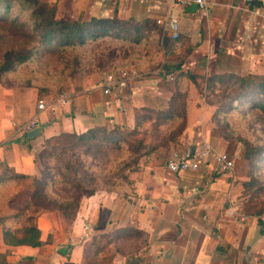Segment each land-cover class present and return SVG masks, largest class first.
Returning <instances> with one entry per match:
<instances>
[{
	"label": "crops",
	"instance_id": "crops-1",
	"mask_svg": "<svg viewBox=\"0 0 264 264\" xmlns=\"http://www.w3.org/2000/svg\"><path fill=\"white\" fill-rule=\"evenodd\" d=\"M40 1L54 5L59 19L117 17L147 29L138 45L116 44L130 55L116 51L105 75L68 88L70 100L57 114L39 112L32 89L0 86V164L35 178L49 140L94 130L126 133L135 152L121 185L76 201L74 211L68 204L40 211L39 245H6L0 225L8 264H264V224L239 203L243 155L218 131L205 92L212 77L264 75V0H205V11L167 0ZM167 16L179 20L176 42L156 24ZM120 73L130 75L125 87L105 94L103 79ZM34 115L40 133L16 135L13 123ZM206 145L231 157L233 171L219 170L212 158L196 171L166 169L167 160Z\"/></svg>",
	"mask_w": 264,
	"mask_h": 264
},
{
	"label": "rangeland",
	"instance_id": "rangeland-1",
	"mask_svg": "<svg viewBox=\"0 0 264 264\" xmlns=\"http://www.w3.org/2000/svg\"><path fill=\"white\" fill-rule=\"evenodd\" d=\"M27 18V12H22L18 5H14L6 20L0 18V62L2 54L7 49L17 47L26 40L23 35L27 34V31L23 32L24 29L19 22ZM11 19L16 22L11 23ZM116 43V40H100L83 47L68 49L48 46L36 53L29 62L0 75V86L13 90L32 89L37 92V101L50 102L68 88H76L75 82L98 73L105 75L108 70L103 72L102 69L106 62L112 63L118 57L119 53L116 51L119 47H116ZM122 50L124 52L121 58L125 59L130 55V50L129 48ZM232 83V80L227 81L225 86L228 87ZM215 87H207L208 90L205 91L209 103L216 107L215 112L219 114L218 118L213 117V122L225 138L239 145L246 171L244 182L251 179L256 181L253 188L242 184L240 206L247 208L256 205L253 209H264V154L251 161L244 157L247 145L264 147V112L257 106H252L257 102L251 98L229 102L232 99L230 94L227 95L229 88L220 84ZM121 135L125 136L126 140L120 147L98 140L88 146L84 142L68 137L49 140L37 155L39 174L23 182L12 180L7 185L5 182L0 187V205L4 204V209L9 211L8 209L15 208L17 204H24L31 190L40 186L44 188L41 194L47 205L44 210L59 204H68L69 209L74 211L77 202L92 192L104 190L111 185H121L120 181H125V173L131 166L130 158L135 152L133 145L135 141L131 137L128 138L124 132ZM34 181H38L39 185Z\"/></svg>",
	"mask_w": 264,
	"mask_h": 264
},
{
	"label": "trees",
	"instance_id": "trees-1",
	"mask_svg": "<svg viewBox=\"0 0 264 264\" xmlns=\"http://www.w3.org/2000/svg\"><path fill=\"white\" fill-rule=\"evenodd\" d=\"M14 5H18L22 12H27L28 14L27 20L19 22L21 28L24 29L23 32L27 31V34L23 35L26 40L19 43L17 47L7 49L2 54L0 75L14 70L17 66L25 62H29L36 53L48 46L56 49H68L83 47L88 43H94L100 40H116L117 43H132L138 45L144 39L147 29L142 23L119 19L117 17L107 19L92 18L88 21L59 19L56 16L55 6L46 4L40 0H0V18L3 17V20H6L13 10ZM11 21V23L16 22V20L13 19H11ZM28 41L30 42L29 45ZM172 45L173 42L171 41L169 49ZM122 49L124 48L120 47L117 49V51L122 52L119 53V55H123L124 51ZM109 62L110 61H107L105 66H107ZM231 80L233 83L228 87L225 86L226 82ZM217 81L220 82L221 86V83L224 82L225 84L223 86L229 88L227 95L229 96L230 94L232 97L229 102H234L236 99L241 98H251L257 102V104H253L252 106H257L264 112V75L212 77L209 80V84L212 83L213 87L216 88L215 86H217V84H215V82ZM254 91H257L256 94L253 93ZM239 93L241 95H236ZM222 106H225V102ZM160 115L161 114H157V118H159ZM218 116L219 114L215 112L213 117L218 118ZM150 117L152 116L150 115ZM121 133L122 132L119 130H94L82 135H62L53 138V140L61 137H68L84 142L88 146L95 144L93 141L98 140L108 144H114L115 147H120L121 144L124 143L123 141L126 140V137H123ZM99 136H101L100 140ZM98 141H96V143ZM260 154H264V147L259 148L247 145L244 157L246 160L251 161ZM26 179L28 178L14 174L6 166L0 164V184H5V182L7 183L12 180L23 182V180ZM34 182L39 185L38 181ZM255 182V179H251L243 184L248 188H253ZM43 191L44 188L40 186L32 189L27 201L14 210H12L13 208H7L9 210L7 211L4 209V204L0 205V225H2L3 228V240L6 245L37 246L40 244L39 231L35 225V218L40 210H44L47 206L45 203L46 200H44L45 198L41 194ZM93 193L94 192L91 194ZM255 206L256 205H252L243 209L246 213L253 215L264 214V209L255 210L253 209ZM8 223L12 225L7 226ZM0 264H8L5 256L1 254Z\"/></svg>",
	"mask_w": 264,
	"mask_h": 264
},
{
	"label": "built area",
	"instance_id": "built-area-1",
	"mask_svg": "<svg viewBox=\"0 0 264 264\" xmlns=\"http://www.w3.org/2000/svg\"><path fill=\"white\" fill-rule=\"evenodd\" d=\"M169 3H173L178 7H189L196 6L198 10L205 11L207 8V3L205 0H167ZM156 24L165 31L172 41L176 42L179 39L180 25L179 20L173 16H167L156 20ZM121 74V75H120ZM116 77H109L103 79L104 93L109 94L112 90H120L125 87L126 79L130 75L125 73H120ZM70 100L69 94L66 92L62 93L57 99L50 102L44 100L37 101V110L39 112L48 110L52 114H57ZM39 118L34 115L28 121L22 124H15L13 126L16 130V135L19 137H25L30 132L39 127ZM212 158L216 161L219 170L230 173L234 169V160L225 153H220L214 150L211 146L206 145L203 150L198 153L186 152L179 157L167 160L165 167L169 172L181 173L185 171H196L199 165L206 159ZM245 219V217H241ZM257 219L264 224V214L257 215Z\"/></svg>",
	"mask_w": 264,
	"mask_h": 264
},
{
	"label": "water",
	"instance_id": "water-1",
	"mask_svg": "<svg viewBox=\"0 0 264 264\" xmlns=\"http://www.w3.org/2000/svg\"><path fill=\"white\" fill-rule=\"evenodd\" d=\"M192 9H196V6H193ZM40 133L39 128H36L35 130H33L32 132H30L28 134L29 137H35Z\"/></svg>",
	"mask_w": 264,
	"mask_h": 264
}]
</instances>
